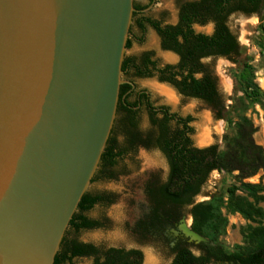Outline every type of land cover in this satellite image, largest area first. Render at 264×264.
Instances as JSON below:
<instances>
[{"label":"water","instance_id":"1","mask_svg":"<svg viewBox=\"0 0 264 264\" xmlns=\"http://www.w3.org/2000/svg\"><path fill=\"white\" fill-rule=\"evenodd\" d=\"M135 10L0 0V264H53L114 125Z\"/></svg>","mask_w":264,"mask_h":264},{"label":"trees","instance_id":"2","mask_svg":"<svg viewBox=\"0 0 264 264\" xmlns=\"http://www.w3.org/2000/svg\"><path fill=\"white\" fill-rule=\"evenodd\" d=\"M263 5L264 0H182L178 4L176 23L162 24L143 15L142 9L147 6L134 4L136 10L128 29L127 48L131 46L129 35L132 27L136 26L140 32L139 39H142L145 28H150L160 39L161 48L177 54L178 61L161 65L159 60L153 59L152 53L146 51L140 55H125L121 65L122 79L155 77L157 81L175 88L185 99L202 100L215 119L224 120L225 100L213 72V60L221 58L231 63L238 62V76L249 95L254 98L260 96L252 64L240 60V42L229 29L228 22L236 14L257 16L261 14ZM207 24L212 25L210 33L193 29L195 25ZM204 58H210L211 62H204ZM130 87L126 82L120 85L114 125L90 183L98 179H114L119 161L126 154L135 153L137 148L157 150L167 160L168 173L164 179L153 175L146 181L144 191L149 213L132 225V232L145 242L164 240L171 252L169 264H264V225H261V221L264 223V188L242 181L259 172L264 174V149L253 143L252 123L247 118L237 122L236 134L226 141L223 152L219 151L217 143L195 148L191 142L194 133L191 123L194 119L190 116L183 118L170 111L165 104L156 107L151 101L143 105L149 127L142 128L137 115L138 107L133 108L137 102L127 101L125 93ZM117 133L122 135L120 141H117ZM215 170L220 174L238 171V179L227 188L229 197L225 208L231 214L238 212L246 219L257 220L258 224L248 226L245 231L249 245L236 246L231 252L215 240V234L223 231L225 225L218 203L194 205L206 180ZM240 189L246 191L253 201L237 195L236 191ZM114 202L115 196L111 193L86 190L67 224L53 264L71 263L73 259L84 257L90 258L88 264L141 263L140 249L81 243L70 237L84 229L100 227L101 222L88 218L85 213L96 204L110 206ZM260 204H263L262 208L258 207ZM190 207V228L205 236L208 242L195 245L188 243L186 238L178 237L170 246L165 227L188 215ZM193 248L199 250L197 255Z\"/></svg>","mask_w":264,"mask_h":264},{"label":"rangeland","instance_id":"3","mask_svg":"<svg viewBox=\"0 0 264 264\" xmlns=\"http://www.w3.org/2000/svg\"><path fill=\"white\" fill-rule=\"evenodd\" d=\"M141 7L147 6L148 10H142L144 16L153 20H159L162 24H174L177 21L178 4L182 0H132ZM189 1V0H185ZM229 29L240 42V60L252 64V72L260 90V96L254 98L249 95L246 85L241 82L238 72L239 63L229 62L221 58L213 60L214 73L218 77L219 85L225 100L224 120L215 119L209 108L199 100L185 99L179 95L172 86L157 81L153 78L132 77L138 88H146L151 95L153 106L165 104L170 111L190 115L194 121L191 123L194 133L191 136L192 145L205 146L216 142L220 152L224 151L225 143L236 134V124L243 118H247L253 126V143L264 149V5L261 14L257 16H244L236 14L229 19ZM211 24L195 25L194 31L210 33ZM140 32L136 26L131 28V46L127 48L125 55H140L150 52L153 59L159 60V64H174L178 60L177 54L161 48L160 39L150 29L145 28L140 38ZM211 62L210 58L204 60ZM169 93V94H167ZM137 115L140 126L149 127L148 115L143 105L138 108ZM117 141L122 135L117 133ZM168 173L167 160L163 153L157 150H145L137 148L135 153L126 154L119 161L116 168V177L111 180L98 179L90 183L87 190L92 192L106 191L115 196V202L106 206L96 204L85 214L90 219L101 222L100 227L84 229L70 237L81 243H93L106 247L137 248L142 251L140 264H169L171 252L160 240L147 241L139 239L132 232V225L149 213V204L145 195L144 185L153 175L166 178ZM238 171L220 174L213 171L202 187L201 193L196 197L194 205L198 203L217 202L219 211L225 219L223 231L215 234V240L226 251L231 252L236 246L247 247L248 240L245 231L248 226H258L257 220H249L238 212H227L225 205L228 200L227 188L238 178ZM243 182L257 184L264 188V174L259 172L242 179ZM236 194L252 202L246 191L240 189ZM264 195V193H262ZM193 205V206H194ZM192 206V207H193ZM186 216V223L190 227L192 218ZM262 208L263 204L258 205ZM261 225L264 223L261 221ZM195 255L199 250L193 248ZM89 257L76 258L71 263L63 264H88Z\"/></svg>","mask_w":264,"mask_h":264},{"label":"flooded vegetation","instance_id":"4","mask_svg":"<svg viewBox=\"0 0 264 264\" xmlns=\"http://www.w3.org/2000/svg\"><path fill=\"white\" fill-rule=\"evenodd\" d=\"M150 2H151V4L153 3V0H150ZM205 59H207V58H204L203 59V61L205 60ZM178 61V60H177ZM205 62V61H204ZM213 72H214V69H213ZM214 75L216 76V74L214 73ZM217 79H218V77H217ZM126 83H128V84H130V89H128L127 90V92L125 93V94H127V101L128 102H134V101H136L137 103H135V106H133V108H139L141 105H144L145 103H151V95H150V93L146 90V88H138L137 87V85H136V83L134 82V80L132 79V78H129V79H123ZM124 83V82H123ZM218 85H219V81H218ZM219 89H220V85H219ZM174 90L179 94V95H181L175 88H174ZM220 92H221V89H220ZM142 94H144V96H142ZM221 94H222V92H221ZM182 96V95H181ZM222 96H223V98H224V95L222 94ZM192 100H196V99H192ZM197 100H199V101H201V102H203L202 100H200V99H197ZM127 102V103H128ZM204 103V102H203ZM128 106H129V104H128ZM157 107V106H156ZM210 110V109H209ZM211 112V111H210ZM211 114H212V112H211ZM183 118H185V117H188V116H190V115H186V116H183L182 114H180ZM190 117H192V116H190ZM213 117H214V115H213ZM193 118V117H192ZM192 127V126H191ZM193 128V127H192ZM192 139V138H191ZM192 142V141H191ZM213 143H216V142H213ZM210 144H212V143H210ZM209 145V144H208ZM205 146H207V145H205ZM193 147H195L194 145H193ZM196 147H199V146H196ZM195 147V148H196ZM201 147H204V146H201ZM168 165V164H167ZM186 216H188V215H184V216H181L179 219H178V222L177 223H175V224H172V225H167L165 228V234H166V236L168 237V239L170 240V246H173L174 245V243H175V241H176V239L178 238V237H181V238H183V239H185L186 237L179 231V233L178 234H175L174 232H173V229H175V230H178V227H177V225H178V223H179V220L180 219H186ZM186 239H188V238H186ZM168 248H169V246H168V244L164 241V240H161ZM188 243H190V244H192L193 242H190L189 241V239H188ZM193 244H195V243H193ZM195 245H197V244H195ZM169 250H170V248H169ZM170 259H171V257H170Z\"/></svg>","mask_w":264,"mask_h":264},{"label":"bare ground","instance_id":"5","mask_svg":"<svg viewBox=\"0 0 264 264\" xmlns=\"http://www.w3.org/2000/svg\"><path fill=\"white\" fill-rule=\"evenodd\" d=\"M167 94H169V93H167Z\"/></svg>","mask_w":264,"mask_h":264}]
</instances>
